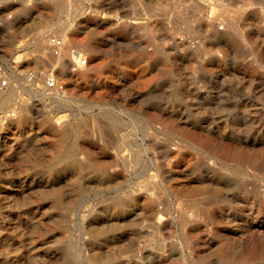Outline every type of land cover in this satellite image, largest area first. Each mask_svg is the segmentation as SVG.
I'll list each match as a JSON object with an SVG mask.
<instances>
[{
	"label": "rangeland",
	"instance_id": "rangeland-1",
	"mask_svg": "<svg viewBox=\"0 0 264 264\" xmlns=\"http://www.w3.org/2000/svg\"><path fill=\"white\" fill-rule=\"evenodd\" d=\"M2 80L0 264H264V0H0Z\"/></svg>",
	"mask_w": 264,
	"mask_h": 264
},
{
	"label": "built area",
	"instance_id": "built-area-1",
	"mask_svg": "<svg viewBox=\"0 0 264 264\" xmlns=\"http://www.w3.org/2000/svg\"><path fill=\"white\" fill-rule=\"evenodd\" d=\"M51 53L56 56L61 55L62 49L66 46V40L63 37L59 36H51L49 38ZM70 61L73 65L79 64L86 66L89 63V58L86 56L81 49L77 47H71L70 49ZM36 77L33 74H30L27 78L28 82H31ZM44 84L47 88L53 89L60 85L61 89L64 87V84L57 81V77L54 74H49L44 81ZM8 82L6 80H2L0 82L1 87L8 86Z\"/></svg>",
	"mask_w": 264,
	"mask_h": 264
},
{
	"label": "bare ground",
	"instance_id": "bare-ground-1",
	"mask_svg": "<svg viewBox=\"0 0 264 264\" xmlns=\"http://www.w3.org/2000/svg\"><path fill=\"white\" fill-rule=\"evenodd\" d=\"M212 4V3H211ZM58 61V60H57ZM59 88V87H58ZM56 89V92L57 93H59V94H61L62 92L60 91V89ZM1 97L2 98H4L5 99V101H7V102H9V97H8V92H5V93H3L2 95H1ZM13 104H18V101L17 100H15L14 102H12ZM20 113V112H19ZM67 119V118H66ZM64 120V119H63ZM61 121V120H60ZM59 121V122H60ZM186 142V141H185ZM187 144V143H186ZM191 145V144H190ZM174 149V150H173ZM166 152H167V155H174V156H177V155H179V154H181L180 153V151L176 148V147H173V148H171V149H168V150H166ZM191 152V151H190ZM183 153V152H182ZM120 158L123 160V161H126V159L128 158H126V156L125 155H123V154H121L120 155ZM181 158L182 159H189L190 158V154H188V153H186V154H182L181 155ZM166 159V158H165ZM180 159V158H179ZM186 161V160H185ZM166 167V166H165ZM180 167V166H179ZM178 169V168H177ZM166 172V171H165ZM166 177V176H165ZM212 180V179H211ZM187 184V183H186ZM258 188V187H257ZM256 188V190L260 193V194H263V192H261L260 190H259V188L257 189ZM186 192V191H185ZM177 194V193H176ZM189 194V193H188ZM189 196V195H188ZM192 196H194V194L192 193ZM255 196V195H254ZM182 197V196H181ZM188 200V199H187ZM191 202V201H190ZM264 202V201H263ZM170 221V220H169ZM184 223V222H183Z\"/></svg>",
	"mask_w": 264,
	"mask_h": 264
}]
</instances>
